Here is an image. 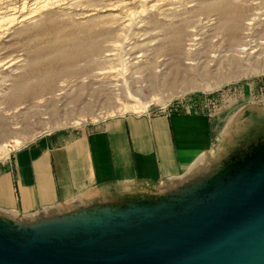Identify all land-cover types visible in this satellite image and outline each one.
<instances>
[{
  "label": "rangeland",
  "instance_id": "374dc122",
  "mask_svg": "<svg viewBox=\"0 0 264 264\" xmlns=\"http://www.w3.org/2000/svg\"><path fill=\"white\" fill-rule=\"evenodd\" d=\"M161 2L117 6L120 15L135 13L125 18L131 25L124 27L109 9L117 0H64L3 36L0 168L18 149L55 131L92 128L112 117L161 114L173 108L225 124L242 105L264 101V0ZM154 4L160 11L173 9L158 15L151 9ZM205 6L212 9L205 11ZM233 7L243 13L239 39L231 36L234 21L225 13L234 15ZM92 9L109 10L86 16ZM219 13L226 19L218 20ZM248 22L250 30L245 29ZM249 39L257 44L251 62L214 57ZM84 47L90 49L82 52ZM63 49L74 56H61ZM111 52L118 55L107 56ZM175 62L181 65L179 72ZM135 101L139 108L122 110L121 103ZM15 140L22 143L15 146Z\"/></svg>",
  "mask_w": 264,
  "mask_h": 264
},
{
  "label": "water",
  "instance_id": "95a60500",
  "mask_svg": "<svg viewBox=\"0 0 264 264\" xmlns=\"http://www.w3.org/2000/svg\"><path fill=\"white\" fill-rule=\"evenodd\" d=\"M0 264H264V103L239 108L180 176L0 208Z\"/></svg>",
  "mask_w": 264,
  "mask_h": 264
},
{
  "label": "crops",
  "instance_id": "0c3cea01",
  "mask_svg": "<svg viewBox=\"0 0 264 264\" xmlns=\"http://www.w3.org/2000/svg\"><path fill=\"white\" fill-rule=\"evenodd\" d=\"M226 123L173 108L43 135L1 166L0 208L28 214L121 182L180 176L212 149Z\"/></svg>",
  "mask_w": 264,
  "mask_h": 264
},
{
  "label": "bare ground",
  "instance_id": "6f19581e",
  "mask_svg": "<svg viewBox=\"0 0 264 264\" xmlns=\"http://www.w3.org/2000/svg\"><path fill=\"white\" fill-rule=\"evenodd\" d=\"M64 0H0V40L3 38L4 35L6 34H10L9 32H12L14 33V30L13 28L15 26H18L20 24H23L24 22L32 19L34 16H36V14L40 11H42L43 9L51 6V5H56V4H60L62 3ZM70 1V0H69ZM148 0H117V4L115 5H112L113 7H110V11H115L113 12L114 14L113 17H120V21H121V24H124V27L125 26H129L131 25V19H125L127 16H131L132 14H135L133 11H127V12H123V13H127V14H118L117 13V10H119V7L117 6H126L128 4H132V3H135V2H140V3H143V2H147ZM159 2L161 3H164L165 0H158ZM68 4V3H67ZM66 4V5H67ZM160 4V3H159ZM65 5V7H66ZM158 4H154L151 6V9H154V10H157V13L158 15H163L164 12H170L171 9L173 8H164V10L160 11L159 9L160 8H155L157 7ZM231 4H229V6L227 5V8L229 10V8L231 7L230 6ZM233 5V4H232ZM237 5V4H235ZM69 6V5H68ZM84 8V7H83ZM112 8V9H111ZM219 8V7H218ZM232 8V7H231ZM235 7H233L232 10H234ZM109 9H106V10H109ZM205 11L207 10H210L212 9V7L210 6H205ZM225 9V8H224ZM106 10L102 9V10H99V9H92V10H89V12L85 13L87 14L86 16H93V15H96L98 14L99 12H105ZM221 11H226V10H221ZM228 16L227 18L234 21L233 23V27L231 30V36L235 37V38H238V35L240 34V32L244 29H242V20H243V13H242V10L240 9H235L234 10V15H232L231 17H229V14L227 13V11L225 12ZM137 14V13H136ZM167 14V13H166ZM220 14V13H219ZM221 18H219L218 20H221V19H226V18H222V13L220 14ZM134 20V19H133ZM255 21V20H254ZM126 23V24H125ZM246 24V23H245ZM252 24V22H248L246 25H247V28H245L246 30H250L251 27L250 25ZM244 25V23H243ZM141 26H139L140 28ZM227 30V29H226ZM229 30V31H230ZM247 34H250V33H247ZM242 35V33H241ZM245 36V35H244ZM240 38V37H239ZM238 38V39H239ZM246 38V37H245ZM237 39V40H238ZM181 40V39H180ZM236 40V39H235ZM240 41V40H239ZM178 42V41H177ZM182 42V41H181ZM232 42H234L232 40ZM238 42V41H237ZM255 43V41H253ZM253 42L249 39L247 41H244V43L242 42V44L239 46V48H232V49H227L229 51H227L226 54L224 55H216L214 57H217V58H227V59H230V61H232L233 63L237 62V63H242L244 61H247V62H251V54H254V52H256L255 50V46H257V44H253ZM91 43V42H90ZM180 43V41H179ZM178 43V44H179ZM240 43V42H238ZM237 43V44H238ZM177 44V43H176ZM175 44V45H176ZM177 44V45H178ZM218 44V43H216ZM231 44V43H230ZM236 44V43H235ZM86 45H90V44H86ZM233 45V44H232ZM72 46V45H71ZM115 47H118L120 46L118 43H115L114 44ZM234 46V45H233ZM237 46V45H236ZM259 47V46H258ZM72 48V47H71ZM77 48V47H76ZM76 48H73V49H76ZM92 49L94 47H91ZM133 48V47H132ZM131 48V49H132ZM178 48V47H177ZM88 49H90V47H84L81 51L82 52H86ZM179 49V48H178ZM64 50V49H63ZM71 50V49H69ZM79 50V49H78ZM259 49H257L258 51ZM65 51V50H64ZM92 51V50H91ZM260 51V50H259ZM192 52V51H191ZM215 52H218V51H215ZM230 52V54H229ZM184 53V52H183ZM259 53V52H258ZM80 54V53H79ZM83 54V53H82ZM179 54V53H178ZM118 53H108L107 56H117ZM140 55V54H139ZM261 55V54H259ZM263 55V54H262ZM61 56H64V57H72L74 56V54L70 51H65L63 53V55ZM60 56V57H61ZM126 56V55H125ZM184 56V55H183ZM187 56V55H186ZM184 56V57H186ZM121 57H124L123 55H121L119 58ZM255 57H258L259 59V56H255ZM183 58V57H182ZM262 58V57H261ZM178 59V57H177ZM217 60V59H216ZM235 61V62H234ZM259 61V60H258ZM184 62V61H183ZM134 63H138L137 62H134ZM197 63V62H196ZM13 64V63H12ZM12 64L10 63L9 64V67L12 66ZM187 64V63H186ZM199 63H197L198 65ZM185 65V64H183ZM196 65V64H195ZM196 65V66H197ZM6 67V66H5ZM132 67V66H131ZM174 68H175V71L176 72H179L180 68H181V65L179 62H175L174 64ZM184 68V67H183ZM187 68H188V65H187ZM190 68V67H189ZM186 69V68H185ZM192 70H194V67L192 66L191 68ZM184 70V69H183ZM115 72V71H114ZM184 72V71H183ZM49 73V72H48ZM57 73V75L59 74L58 72L55 71V74ZM109 73V72H108ZM181 73V72H180ZM47 74V73H45ZM103 74V73H101ZM47 77H50L51 76V73L50 74H47L46 75ZM53 77V75L51 76ZM29 85V84H28ZM24 87V86H22ZM26 87H28L26 85ZM30 87V86H29ZM136 102V101H135ZM122 104V110L124 109H128V108H139L140 107V103H137L136 104H126V103H121ZM147 107V105L145 106ZM120 110V109H119ZM15 146H18L19 144H21L22 142L19 141V140H15Z\"/></svg>",
  "mask_w": 264,
  "mask_h": 264
},
{
  "label": "built area",
  "instance_id": "2783aa9c",
  "mask_svg": "<svg viewBox=\"0 0 264 264\" xmlns=\"http://www.w3.org/2000/svg\"><path fill=\"white\" fill-rule=\"evenodd\" d=\"M209 116V115H208ZM210 117V116H209Z\"/></svg>",
  "mask_w": 264,
  "mask_h": 264
}]
</instances>
